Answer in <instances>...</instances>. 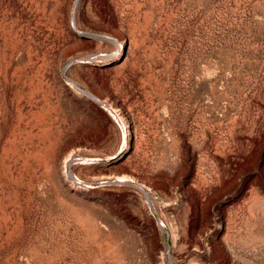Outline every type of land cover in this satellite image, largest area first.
Segmentation results:
<instances>
[{"label": "rangeland", "instance_id": "obj_1", "mask_svg": "<svg viewBox=\"0 0 264 264\" xmlns=\"http://www.w3.org/2000/svg\"><path fill=\"white\" fill-rule=\"evenodd\" d=\"M0 264H264V0H0Z\"/></svg>", "mask_w": 264, "mask_h": 264}, {"label": "water", "instance_id": "obj_2", "mask_svg": "<svg viewBox=\"0 0 264 264\" xmlns=\"http://www.w3.org/2000/svg\"><path fill=\"white\" fill-rule=\"evenodd\" d=\"M145 194V196L147 197V199H148V196H147V194L146 193H144ZM169 242V241H168Z\"/></svg>", "mask_w": 264, "mask_h": 264}, {"label": "bare ground", "instance_id": "obj_3", "mask_svg": "<svg viewBox=\"0 0 264 264\" xmlns=\"http://www.w3.org/2000/svg\"><path fill=\"white\" fill-rule=\"evenodd\" d=\"M83 162V161H82Z\"/></svg>", "mask_w": 264, "mask_h": 264}]
</instances>
